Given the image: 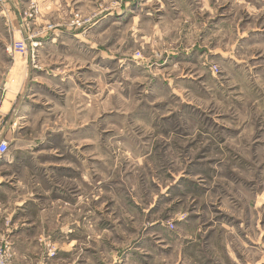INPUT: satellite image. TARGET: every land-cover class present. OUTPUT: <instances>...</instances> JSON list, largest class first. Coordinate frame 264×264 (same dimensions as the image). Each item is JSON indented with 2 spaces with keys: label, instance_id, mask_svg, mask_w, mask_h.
<instances>
[{
  "label": "rangeland",
  "instance_id": "374dc122",
  "mask_svg": "<svg viewBox=\"0 0 264 264\" xmlns=\"http://www.w3.org/2000/svg\"><path fill=\"white\" fill-rule=\"evenodd\" d=\"M0 130L57 264H264V0H0Z\"/></svg>",
  "mask_w": 264,
  "mask_h": 264
},
{
  "label": "crops",
  "instance_id": "0c3cea01",
  "mask_svg": "<svg viewBox=\"0 0 264 264\" xmlns=\"http://www.w3.org/2000/svg\"><path fill=\"white\" fill-rule=\"evenodd\" d=\"M5 138L7 139L6 136ZM8 169L11 172V167ZM13 175L14 173L12 171V175H10L9 179H11ZM2 178L4 177H0V243L5 240H8L11 243V247L14 252L15 264H29L30 262L36 260L37 245L32 242L43 240L50 242L53 241L54 247L51 250H55L57 254L52 257L57 256L58 258L56 257V260L59 262H65L66 258H68L71 254L75 256V252L79 251L77 246L78 242L86 240V238H91V233H83L84 231H87V228L89 229L91 226H95L94 216L91 217L92 212L90 204H88V206H81L82 203L80 201L74 204L68 202L69 204L78 206V215L76 218H72L73 225L72 228H70V232H65L64 228H62V232H59L58 225L56 229L53 228V230L49 229L46 231L45 229L43 230V228L46 224H53V217L55 218L54 220H57L58 222V218L56 216H53L51 219L49 217L50 214L48 212L51 209V206L43 203L38 204V202L34 200L31 195L28 196L27 192L23 193L22 191V193H18L17 195L15 191L16 187L6 186L5 188V183L3 184ZM17 182L20 183L17 179L13 184L18 186ZM16 189L18 190V188ZM8 197L10 199H8ZM11 197L13 198L12 201ZM4 198L5 200H3ZM81 207L84 210L87 209V213L84 212L83 216H81L80 212L82 209ZM37 210L38 212H36ZM37 213H39V215ZM36 214L37 217H34ZM229 231L234 234V237H237V240L240 242L242 247L250 253L249 262L246 264H257L253 259H251V255L257 253V242L254 234H251L249 231L237 233L235 229H231ZM64 241L67 242L65 243ZM46 245L48 244L46 243ZM87 255L91 256L89 252ZM78 256H81V254ZM52 257L46 256V259L48 260L46 264H49L54 259ZM51 264H57V262L54 260ZM238 264H240V261H238Z\"/></svg>",
  "mask_w": 264,
  "mask_h": 264
},
{
  "label": "built area",
  "instance_id": "2783aa9c",
  "mask_svg": "<svg viewBox=\"0 0 264 264\" xmlns=\"http://www.w3.org/2000/svg\"><path fill=\"white\" fill-rule=\"evenodd\" d=\"M10 150V143L3 135L0 130V163L4 161L7 157V154ZM56 255L55 250H51L48 253V257ZM0 264H15L14 263V252L11 247V243L8 240L0 243Z\"/></svg>",
  "mask_w": 264,
  "mask_h": 264
}]
</instances>
